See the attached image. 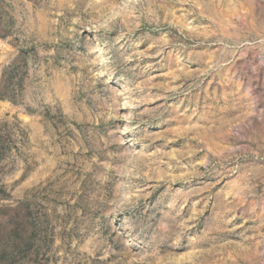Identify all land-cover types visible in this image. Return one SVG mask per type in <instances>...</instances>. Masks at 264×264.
Returning <instances> with one entry per match:
<instances>
[{
    "label": "rangeland",
    "instance_id": "obj_1",
    "mask_svg": "<svg viewBox=\"0 0 264 264\" xmlns=\"http://www.w3.org/2000/svg\"><path fill=\"white\" fill-rule=\"evenodd\" d=\"M0 264H264V0H0Z\"/></svg>",
    "mask_w": 264,
    "mask_h": 264
},
{
    "label": "trees",
    "instance_id": "obj_2",
    "mask_svg": "<svg viewBox=\"0 0 264 264\" xmlns=\"http://www.w3.org/2000/svg\"><path fill=\"white\" fill-rule=\"evenodd\" d=\"M2 100H7V97H3V98H1Z\"/></svg>",
    "mask_w": 264,
    "mask_h": 264
}]
</instances>
